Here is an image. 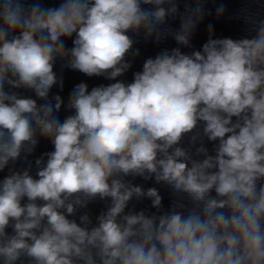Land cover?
I'll return each instance as SVG.
<instances>
[{"label":"clouds","instance_id":"obj_1","mask_svg":"<svg viewBox=\"0 0 264 264\" xmlns=\"http://www.w3.org/2000/svg\"><path fill=\"white\" fill-rule=\"evenodd\" d=\"M254 2L234 17L243 36L214 38L209 24L201 48L184 52L207 0H0V264H264V4ZM225 12L217 3L215 17ZM169 37L177 47L118 79L138 38ZM58 62L113 82L82 81L65 100L52 94L64 89ZM41 140L53 150L34 176ZM128 177L164 186L169 205ZM144 199L150 209L129 207ZM97 200L106 207L93 220Z\"/></svg>","mask_w":264,"mask_h":264}]
</instances>
